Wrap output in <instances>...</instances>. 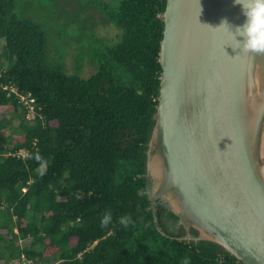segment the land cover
Listing matches in <instances>:
<instances>
[{
  "label": "trees",
  "instance_id": "trees-1",
  "mask_svg": "<svg viewBox=\"0 0 264 264\" xmlns=\"http://www.w3.org/2000/svg\"><path fill=\"white\" fill-rule=\"evenodd\" d=\"M114 1L83 3L118 33L111 43L92 34L70 73L51 61L40 22L17 12L20 0H0V113H10L0 118V264H242L215 243L187 241L164 199L154 223L146 151L166 0ZM21 96L33 99L30 121ZM15 119L19 137H2Z\"/></svg>",
  "mask_w": 264,
  "mask_h": 264
},
{
  "label": "water",
  "instance_id": "water-1",
  "mask_svg": "<svg viewBox=\"0 0 264 264\" xmlns=\"http://www.w3.org/2000/svg\"><path fill=\"white\" fill-rule=\"evenodd\" d=\"M224 19L243 23L233 0H166L149 209L157 225L164 199L187 241L264 264V54L241 50Z\"/></svg>",
  "mask_w": 264,
  "mask_h": 264
},
{
  "label": "rangeland",
  "instance_id": "rangeland-1",
  "mask_svg": "<svg viewBox=\"0 0 264 264\" xmlns=\"http://www.w3.org/2000/svg\"><path fill=\"white\" fill-rule=\"evenodd\" d=\"M88 1V0H87ZM86 0H20L21 4L17 12H22L27 18H32L36 22H40L47 32L49 41V57L51 61L60 57L68 72L75 70V55L77 51L87 44H93L91 35L100 39L104 43H111L116 40L118 31L107 24L99 11L93 6L83 11L84 2ZM114 4V0H102ZM90 16L88 19L87 14ZM64 19L68 22V30L62 32L59 23ZM87 20V25H81L83 20ZM64 21V24H66ZM63 26V24H62ZM74 27H80L75 29ZM87 50H83L82 66L79 73L82 77H88L94 72V65L88 57ZM33 112H28L26 119L32 120ZM0 118L10 119V113L3 109ZM10 126L1 131L2 137L18 138L17 132L11 134L12 128H17V120H11ZM150 178V177H149ZM151 182V179H150ZM151 190V185H150ZM15 264V263H11Z\"/></svg>",
  "mask_w": 264,
  "mask_h": 264
},
{
  "label": "clouds",
  "instance_id": "clouds-1",
  "mask_svg": "<svg viewBox=\"0 0 264 264\" xmlns=\"http://www.w3.org/2000/svg\"><path fill=\"white\" fill-rule=\"evenodd\" d=\"M239 5L244 17L243 23L232 26L226 19L217 26L224 25L232 33L233 39L245 52L264 54V0H233ZM111 212H106L101 224L106 226L111 221ZM128 218H122L121 223L127 226Z\"/></svg>",
  "mask_w": 264,
  "mask_h": 264
},
{
  "label": "built area",
  "instance_id": "built-area-1",
  "mask_svg": "<svg viewBox=\"0 0 264 264\" xmlns=\"http://www.w3.org/2000/svg\"><path fill=\"white\" fill-rule=\"evenodd\" d=\"M11 91H14L13 88H10ZM20 101L23 102L24 105L28 106L29 107V110L32 111V107L33 106H30V104L33 102V99H29L28 97H25V96H21L20 97Z\"/></svg>",
  "mask_w": 264,
  "mask_h": 264
},
{
  "label": "flooded vegetation",
  "instance_id": "flooded-vegetation-1",
  "mask_svg": "<svg viewBox=\"0 0 264 264\" xmlns=\"http://www.w3.org/2000/svg\"><path fill=\"white\" fill-rule=\"evenodd\" d=\"M189 233H190V231H189Z\"/></svg>",
  "mask_w": 264,
  "mask_h": 264
}]
</instances>
